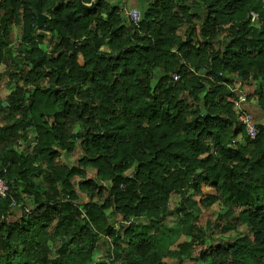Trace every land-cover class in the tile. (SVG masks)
Listing matches in <instances>:
<instances>
[{
    "label": "trees",
    "instance_id": "16d2710c",
    "mask_svg": "<svg viewBox=\"0 0 264 264\" xmlns=\"http://www.w3.org/2000/svg\"><path fill=\"white\" fill-rule=\"evenodd\" d=\"M126 1L0 0V264H160L173 194L189 238L173 264H264V126L244 135L232 91L263 111L264 0ZM122 5L139 10L137 26ZM59 151L80 156L62 166ZM40 170L43 189L30 178ZM191 187L201 208L225 209L209 233H247L193 256Z\"/></svg>",
    "mask_w": 264,
    "mask_h": 264
},
{
    "label": "rangeland",
    "instance_id": "374dc122",
    "mask_svg": "<svg viewBox=\"0 0 264 264\" xmlns=\"http://www.w3.org/2000/svg\"><path fill=\"white\" fill-rule=\"evenodd\" d=\"M252 26H257L256 25V18L251 19ZM183 33V29H179L178 34L181 36ZM15 34V33H14ZM14 34L11 31V40H12V45L11 47L13 48L15 46V40H14ZM102 50H106L103 48ZM5 67L4 65L0 64V72L3 74L5 72ZM5 75V74H3ZM1 85L6 82L4 76L1 77ZM246 90V89H245ZM246 92H249V89L246 90ZM8 93V88L3 89L1 91V95L5 96ZM1 118H0V124H1ZM242 136H239L237 138L238 143L243 144V140L241 139ZM33 146V140L31 139L25 146L21 147V150L25 149L26 146ZM234 150L236 147L231 146ZM80 154L78 152L72 153L71 155H66L64 153H61L59 151V156L56 158V162L59 165L62 166H70L71 164L75 163L76 160L79 158ZM44 170H40L39 172H36L30 176L31 180L33 181L34 185L39 188L43 189L45 184L42 179V176L44 174ZM92 173L91 171L89 172ZM205 192L207 195H215V191L209 188H205ZM185 198L186 200L192 201L195 203L196 206H194L191 211L189 212L191 214V217H195L197 220L196 222L193 223L194 226H196L198 229H200L202 235H200V238L202 237L201 245L196 244L193 250V256H198L199 252L202 250L204 247L205 249L207 247H214L219 244H230L236 237L239 235H245L247 233V230L245 229L244 226H238L235 229H230L228 230L225 234L224 233H218L216 231L209 233L208 228L211 226V224H214L216 221V218L218 215H221L225 209L224 207L219 203H215L212 205L208 210H205L201 208L198 205V202L200 201V195L194 191V189L187 188L185 190ZM79 202H82V199L79 200ZM180 196L179 194H173L171 195L166 207L168 214L166 217L162 220L161 224H159V232L161 234L159 235V249L155 253L157 254L156 257L159 259L164 258L165 264H173L174 263V257L171 256L173 252L176 250V246L180 244L183 240V242H188L189 238L185 236H181L182 234V226H183V217L182 214L178 213L176 214L174 210H176L180 204ZM180 214V215H179ZM135 232H144V233H156V229L147 228V223L145 221H135ZM220 227H223L226 223V219L222 218L220 221L217 222ZM114 224V223H113ZM117 226V225H115ZM115 228V227H114ZM161 230V231H160ZM195 233V232H194ZM193 233V234H194ZM103 244H104V250L103 253L100 252L99 256L103 258L102 256L104 255L105 251L109 247L108 242L103 239ZM101 246V245H100ZM98 246V247H100ZM98 250H101L98 249ZM161 252L160 254H158ZM119 254V250L114 249L113 251V258L114 256ZM98 255V253L96 254ZM99 257V258H100ZM104 260H107L105 257L103 258Z\"/></svg>",
    "mask_w": 264,
    "mask_h": 264
},
{
    "label": "built area",
    "instance_id": "2783aa9c",
    "mask_svg": "<svg viewBox=\"0 0 264 264\" xmlns=\"http://www.w3.org/2000/svg\"><path fill=\"white\" fill-rule=\"evenodd\" d=\"M125 16L129 20V22L137 26L139 21H140V13L137 8H130L128 10H125ZM256 18V15L254 13H251V19ZM173 82H176L178 80V77L176 75L172 76ZM210 81H212L211 78H209ZM233 92H237L238 96L237 99L234 101V110L237 114V122L241 125L243 129L244 135L249 139V140H254L258 134H259V128L257 125V122L255 121V118L253 114L248 111L247 106H249V102L246 99L245 93L240 90V89H234L232 90ZM264 112V109H263ZM234 142V141H232ZM8 188L6 183L0 179V199H3L6 197ZM116 227V226H115ZM105 240L109 244V239L105 238Z\"/></svg>",
    "mask_w": 264,
    "mask_h": 264
},
{
    "label": "crops",
    "instance_id": "0c3cea01",
    "mask_svg": "<svg viewBox=\"0 0 264 264\" xmlns=\"http://www.w3.org/2000/svg\"><path fill=\"white\" fill-rule=\"evenodd\" d=\"M123 1L126 3L127 1L126 0H114V2H116V3H122L123 4ZM121 5V4H120ZM122 8H123V10H128V9H130V8H136V6H130V7H125V6H121ZM125 12V11H124ZM45 17H46V19H47V16L46 15H44ZM247 89H249V92H250V89H252V88H250V87H247L246 88V90ZM251 93V92H250ZM0 96H2L1 95V93H0ZM249 106H250V111L251 110H253V111H251V113L253 114V116H254V118H255V121L257 122V125H262V126H264V112L262 111V110H260V109H258L257 108V102L256 101H254V100H251L250 102H249ZM161 231V230H160ZM161 234V232H159L158 231V235H157V241H156V252L158 251V249H159V243H160V241H159V235ZM181 236H184L183 234H181ZM184 241V240H183ZM181 242L180 244H182V243H184V242ZM179 245V244H178ZM177 245V246H178ZM101 248V250H98V249H100ZM103 250H104V244H102L100 247H97V249H96V252L98 253V255H96V259L98 260L99 259V254H100V252L101 253H103ZM161 252H159L158 254H160ZM164 258H162V259H159V261H160V264H165V260H163Z\"/></svg>",
    "mask_w": 264,
    "mask_h": 264
},
{
    "label": "water",
    "instance_id": "95a60500",
    "mask_svg": "<svg viewBox=\"0 0 264 264\" xmlns=\"http://www.w3.org/2000/svg\"><path fill=\"white\" fill-rule=\"evenodd\" d=\"M77 2H78V4H79V6H81L82 8L91 9V8L93 7V4H90L89 6H85V5L82 3V0H77ZM44 20H46V17H45L44 15H38V16H37V19H36V21H37V26H40V25L43 23ZM2 107H3V108H6V107H7L6 103H3V104H2ZM134 167H135V165L132 166L128 171H126V172L124 173V177H129V176L133 173V171H134Z\"/></svg>",
    "mask_w": 264,
    "mask_h": 264
}]
</instances>
